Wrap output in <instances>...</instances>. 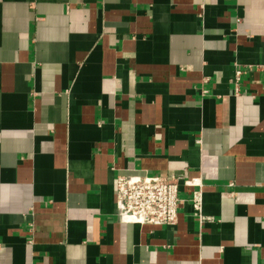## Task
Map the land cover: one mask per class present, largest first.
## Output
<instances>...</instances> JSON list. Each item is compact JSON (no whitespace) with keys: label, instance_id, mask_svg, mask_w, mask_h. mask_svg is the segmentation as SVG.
Listing matches in <instances>:
<instances>
[{"label":"crops","instance_id":"1","mask_svg":"<svg viewBox=\"0 0 264 264\" xmlns=\"http://www.w3.org/2000/svg\"><path fill=\"white\" fill-rule=\"evenodd\" d=\"M0 264H264V0H0Z\"/></svg>","mask_w":264,"mask_h":264},{"label":"built area","instance_id":"2","mask_svg":"<svg viewBox=\"0 0 264 264\" xmlns=\"http://www.w3.org/2000/svg\"><path fill=\"white\" fill-rule=\"evenodd\" d=\"M183 180L185 177L179 174L118 177L116 203L119 218L141 225H176L181 201L180 184ZM188 182L193 187H199L193 193L192 204L200 221H206L202 213V185L196 178L188 179Z\"/></svg>","mask_w":264,"mask_h":264}]
</instances>
